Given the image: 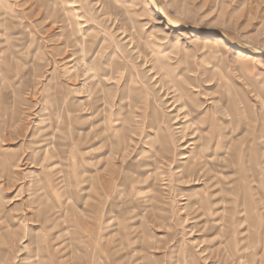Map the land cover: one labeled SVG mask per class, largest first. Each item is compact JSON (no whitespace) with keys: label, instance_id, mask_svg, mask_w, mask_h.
Listing matches in <instances>:
<instances>
[{"label":"rangeland","instance_id":"1","mask_svg":"<svg viewBox=\"0 0 264 264\" xmlns=\"http://www.w3.org/2000/svg\"><path fill=\"white\" fill-rule=\"evenodd\" d=\"M263 252L264 0H0V264Z\"/></svg>","mask_w":264,"mask_h":264},{"label":"bare ground","instance_id":"2","mask_svg":"<svg viewBox=\"0 0 264 264\" xmlns=\"http://www.w3.org/2000/svg\"><path fill=\"white\" fill-rule=\"evenodd\" d=\"M226 41L228 42V44L231 46V47H233V48H235V49H241V47H242V45L241 44H238V43H233V42H230V41H228L227 39H226ZM74 56H75V54H74ZM73 60V59H72ZM71 60V61H72ZM233 120V119H232ZM234 121H235V119H234ZM234 121H232V122H234ZM236 122V121H235ZM110 128V127H109ZM106 133H109V129H105V131H103L102 132V134L104 135V134H106ZM103 135H100V136H103ZM107 138V137H106ZM106 138H104V140L106 139ZM165 140H163V138L160 140V141H158V142H155L154 144H152L153 145V147L155 146V144L156 143H158V144H161L162 146H164L163 144V142H164ZM209 141V140H208ZM115 145V144H114ZM207 146V145H206ZM116 148L115 149H117V146H115ZM118 147H119V145H118ZM114 152H115V150H114ZM206 152H208V151H206ZM205 152V153H206ZM198 158V157H197ZM196 158V159H197ZM19 163H20V161H19ZM111 162H108V164H110ZM192 163V162H191ZM194 163V162H193ZM192 163V164H193ZM192 164H189L188 165V167H190ZM96 166L98 167V163L96 164ZM148 168H149V166L148 167H144V169H143V171H141L138 175H137V179L139 178V176H140V178H143L142 177V173L143 172H148L149 170H148ZM105 171H106V169H105ZM150 172V171H149ZM186 172V174H188L189 172L188 171H185ZM95 174L93 175V188H94V190H96V193H95V197L96 198H94V200H95V205H96V210H95V212H94V218H92L94 221H95V225L97 224V227H98V222L100 221V223L101 222H107V218H106V216H105V214L102 212V209H101V207H103V206H105V204H106V199H107V196L102 192V187H100V184L102 183V181H101V183L99 184V182H100V177H101V173H100V171H99V167L96 169V171L94 172ZM148 177V176H147ZM139 180V179H138ZM238 191V190H237ZM238 194V193H237ZM237 196V195H236ZM201 200H202V202H204L205 200L203 199V198H201ZM99 216H102V217H99ZM254 229V228H253ZM241 236H244V235H241ZM239 242H241V241H239ZM251 243H256V240H251ZM244 244V243H243ZM252 245V244H251ZM255 245V244H254ZM261 254H259V253H254L253 254V256H254V259H253V262H254V264H264V252H263V254L260 256Z\"/></svg>","mask_w":264,"mask_h":264}]
</instances>
